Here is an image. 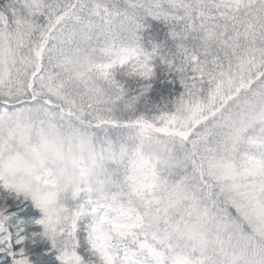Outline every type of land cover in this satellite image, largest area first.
<instances>
[{
    "label": "snow or ice",
    "instance_id": "1",
    "mask_svg": "<svg viewBox=\"0 0 264 264\" xmlns=\"http://www.w3.org/2000/svg\"><path fill=\"white\" fill-rule=\"evenodd\" d=\"M0 264H264V0H0Z\"/></svg>",
    "mask_w": 264,
    "mask_h": 264
}]
</instances>
